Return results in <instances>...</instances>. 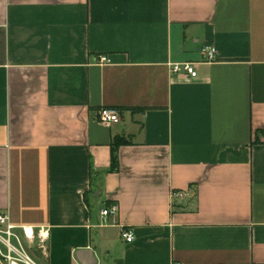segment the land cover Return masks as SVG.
I'll return each mask as SVG.
<instances>
[{
	"label": "crops",
	"instance_id": "obj_1",
	"mask_svg": "<svg viewBox=\"0 0 264 264\" xmlns=\"http://www.w3.org/2000/svg\"><path fill=\"white\" fill-rule=\"evenodd\" d=\"M2 211L43 264H264V0H0Z\"/></svg>",
	"mask_w": 264,
	"mask_h": 264
},
{
	"label": "built area",
	"instance_id": "obj_2",
	"mask_svg": "<svg viewBox=\"0 0 264 264\" xmlns=\"http://www.w3.org/2000/svg\"><path fill=\"white\" fill-rule=\"evenodd\" d=\"M205 61L212 62L218 59V50L214 45L202 47ZM107 55L100 57V62H108ZM197 62L171 63L173 73H186L189 77L198 76ZM98 120L107 125L119 123L122 120L121 112L114 107H102L98 112ZM183 192H173V197L183 196ZM118 205L113 204L102 210L103 218L118 213ZM122 238L126 242L136 239L132 228L122 230ZM50 242V229L47 226L33 227L17 225L12 222L10 214L0 212V260L3 264H40L31 254L30 249L38 248L46 256Z\"/></svg>",
	"mask_w": 264,
	"mask_h": 264
},
{
	"label": "trees",
	"instance_id": "obj_3",
	"mask_svg": "<svg viewBox=\"0 0 264 264\" xmlns=\"http://www.w3.org/2000/svg\"><path fill=\"white\" fill-rule=\"evenodd\" d=\"M126 141L122 137L114 138L111 146L112 150V163L110 167V171H117L119 168V161H118V149L119 147L124 144Z\"/></svg>",
	"mask_w": 264,
	"mask_h": 264
},
{
	"label": "rangeland",
	"instance_id": "obj_4",
	"mask_svg": "<svg viewBox=\"0 0 264 264\" xmlns=\"http://www.w3.org/2000/svg\"><path fill=\"white\" fill-rule=\"evenodd\" d=\"M40 263V262H39ZM40 264H43V263H40Z\"/></svg>",
	"mask_w": 264,
	"mask_h": 264
}]
</instances>
